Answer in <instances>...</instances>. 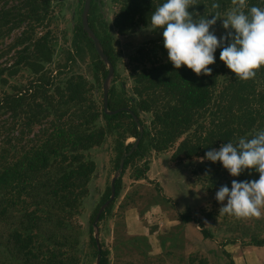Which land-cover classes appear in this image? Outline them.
Masks as SVG:
<instances>
[{
	"label": "trees",
	"instance_id": "obj_1",
	"mask_svg": "<svg viewBox=\"0 0 264 264\" xmlns=\"http://www.w3.org/2000/svg\"><path fill=\"white\" fill-rule=\"evenodd\" d=\"M84 1L77 0L66 46L67 31L59 30L55 12L56 6L62 8L61 1L0 0V59L4 57L0 60V264L84 263L77 217L96 169L89 152L108 139L113 143V171L125 156L114 181V196L96 221L99 232L121 194L126 169L132 168L133 181L145 178L146 161L141 166L136 161L148 151L172 149V160H192L264 129V67L254 79L240 81L220 61V48L215 64L209 66L212 74L196 76L184 66L173 68L163 57L161 36L151 46L138 47L131 57V85L120 79L115 33L125 36L138 26L151 27V14L166 0H112L116 9L111 21L102 10L104 0H90L88 26L113 68L107 110L118 111L106 112L102 85L108 67L82 27ZM214 2L220 4L218 10L211 8ZM247 2L249 8L264 7V0ZM196 4L189 11L205 17L215 11L224 15L232 7L231 0H196ZM16 30L19 33L6 43ZM151 31L162 33L152 27ZM80 63L91 79L74 70ZM128 138L134 140L127 142ZM204 166H199L204 171L200 179L208 181V191L229 187L233 179H259L258 173L248 170L231 177L220 162L206 160ZM110 194L108 183L88 218V246L95 260L99 256L98 264H109V249L96 241L93 223ZM206 215L215 217L214 212ZM180 218L200 223L188 210ZM255 220L264 225V217ZM253 227L241 228L236 222L233 230L241 233L244 245L264 246L259 226ZM201 231L212 237L205 227ZM236 241L231 237L224 243ZM223 253L225 264H234L231 255ZM198 264L208 261L201 258Z\"/></svg>",
	"mask_w": 264,
	"mask_h": 264
},
{
	"label": "rangeland",
	"instance_id": "obj_2",
	"mask_svg": "<svg viewBox=\"0 0 264 264\" xmlns=\"http://www.w3.org/2000/svg\"><path fill=\"white\" fill-rule=\"evenodd\" d=\"M57 1L62 3V8L56 6L55 9L59 18L58 26L59 30L66 28L68 42L65 45L68 46L77 0H53V3ZM115 9L116 5L112 0H104L102 10L108 21H111ZM211 30L217 37L225 35L222 20H217ZM18 33L19 31H14L6 39V43ZM58 36H61V31ZM114 36L115 48L120 58V79L129 87L130 71L133 67L131 57L138 47L151 46L162 33H153L149 26H138L131 34L120 36L115 33ZM61 44L62 38H59L58 46ZM163 57L168 58L167 51ZM3 59L4 57L0 60ZM74 70L91 79L84 63H80ZM96 99H99L98 93ZM133 140L128 138L127 142ZM171 154L172 149L159 153L150 150L141 159H137L136 164L139 166L143 161L147 163L144 179L133 181L132 168L126 169L122 177L121 194L108 217L101 222V231H98V242L101 240L104 247L109 249V264H191V258H194L192 264H198L201 258H205L208 264H225L223 250L232 258H238L236 262L233 260L234 264H264V246L244 245L241 243V233L233 230L236 222L241 224V228L250 225L253 229V226L258 225L256 230L264 235V225L258 223L255 220L257 218L238 219L228 214H220L219 209L223 205L215 199L219 188L208 191L205 187L208 181L200 179L204 171L199 166L204 168L206 160L201 162V158H194L174 161ZM89 155L95 161L96 169L89 183V195L84 200L83 211L77 221L83 231V264H96L97 258L95 260L91 256L88 246L87 225L93 206L115 172L112 140L108 139L101 147L90 150ZM187 210L200 223L193 220L183 222L180 215ZM261 211L260 219L264 217V208ZM207 212H214L215 217L207 216ZM225 226L231 228V231L225 230ZM202 227L208 229L212 237H205ZM231 237H236L237 241L224 243V240Z\"/></svg>",
	"mask_w": 264,
	"mask_h": 264
},
{
	"label": "clouds",
	"instance_id": "obj_3",
	"mask_svg": "<svg viewBox=\"0 0 264 264\" xmlns=\"http://www.w3.org/2000/svg\"><path fill=\"white\" fill-rule=\"evenodd\" d=\"M232 7L221 18L215 11L209 19L190 12L196 0H166L151 14V27L162 29L163 46L173 68L181 66L196 76H210V65L215 64V52L220 48V61L240 81L254 79L257 70L264 67V7L249 8L247 0H231ZM211 8L218 10L219 3ZM222 20L225 35L217 37L213 29ZM227 42V43H226ZM220 162L231 177L245 170L259 174L257 180H232L231 188L222 185L215 194L220 214L238 219L257 218L264 208V129L252 138L241 137L238 144L227 142L219 149L207 151L201 162ZM226 201V203H225Z\"/></svg>",
	"mask_w": 264,
	"mask_h": 264
},
{
	"label": "water",
	"instance_id": "obj_4",
	"mask_svg": "<svg viewBox=\"0 0 264 264\" xmlns=\"http://www.w3.org/2000/svg\"><path fill=\"white\" fill-rule=\"evenodd\" d=\"M89 4H90V0H85L84 1V5H83V9H82V14H81V16H82V27L87 32V34L92 38L97 52L99 53L100 57L107 64L108 73H107V76L105 77V79L103 81V85H102V88H103V106H104V110L106 112L113 113V112H117L118 110H114V111L107 110V91H108V87H109V84H110V80L112 78L113 68H112L111 64L109 63V61L107 59V56L102 52V49H101V46H100V43H99L97 37L94 35V33L92 32V30L88 26V22H87L86 16H87V11H88ZM140 131H141V129H140ZM138 140H139V138H137L135 140V142H134L131 150L129 151V153L131 151H133L134 148L137 146ZM124 156H125V154L121 157L119 166H118L117 170H115L114 175H113V177L111 179V182H110V184H111V194H110V197L99 208V210L97 212V215H96V218H95V221L93 223V227H94V237H95V239H96L97 242H98V227L96 225V221L98 219L99 214L102 212V210L105 208V206L109 203V201L114 196V181H115V179L117 178V176L119 175L120 171L123 168ZM98 259H99V256H97V262H96V264H98Z\"/></svg>",
	"mask_w": 264,
	"mask_h": 264
},
{
	"label": "crops",
	"instance_id": "obj_5",
	"mask_svg": "<svg viewBox=\"0 0 264 264\" xmlns=\"http://www.w3.org/2000/svg\"><path fill=\"white\" fill-rule=\"evenodd\" d=\"M233 260L236 262L238 260V258H233Z\"/></svg>",
	"mask_w": 264,
	"mask_h": 264
}]
</instances>
